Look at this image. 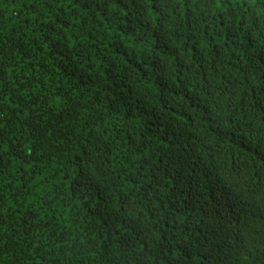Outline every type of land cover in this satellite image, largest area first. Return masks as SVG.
<instances>
[{"label":"trees","instance_id":"trees-1","mask_svg":"<svg viewBox=\"0 0 264 264\" xmlns=\"http://www.w3.org/2000/svg\"><path fill=\"white\" fill-rule=\"evenodd\" d=\"M0 264H264V0H0Z\"/></svg>","mask_w":264,"mask_h":264}]
</instances>
